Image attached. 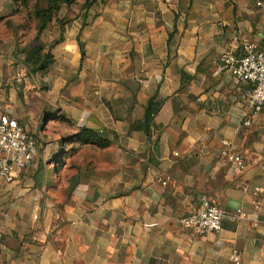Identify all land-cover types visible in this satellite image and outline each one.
<instances>
[{
  "label": "crops",
  "instance_id": "1",
  "mask_svg": "<svg viewBox=\"0 0 264 264\" xmlns=\"http://www.w3.org/2000/svg\"><path fill=\"white\" fill-rule=\"evenodd\" d=\"M19 9L0 0V116L37 153L0 181V264H264V108L220 62L264 38V0H76L38 40ZM39 44L53 59L31 73ZM203 195L244 217L183 229Z\"/></svg>",
  "mask_w": 264,
  "mask_h": 264
},
{
  "label": "built area",
  "instance_id": "2",
  "mask_svg": "<svg viewBox=\"0 0 264 264\" xmlns=\"http://www.w3.org/2000/svg\"><path fill=\"white\" fill-rule=\"evenodd\" d=\"M222 68L239 83L246 86L242 105L252 115L264 108V38L260 42L245 41L242 52H226L220 57ZM246 121L245 124H249ZM37 153L36 141L16 119L0 116V181H13L15 173L30 167ZM221 155L232 163L237 173L247 169V159L230 142H225ZM258 204V203H257ZM244 217L241 210L228 212L213 204L207 196H201L198 210L178 219L179 225L198 235L218 232L225 220L236 221ZM232 260L240 263L239 255Z\"/></svg>",
  "mask_w": 264,
  "mask_h": 264
},
{
  "label": "trees",
  "instance_id": "3",
  "mask_svg": "<svg viewBox=\"0 0 264 264\" xmlns=\"http://www.w3.org/2000/svg\"><path fill=\"white\" fill-rule=\"evenodd\" d=\"M15 2L18 7H20L19 10H28L31 4V0H15ZM74 2H76V0H34L33 17L36 20L37 31L35 39L38 40L42 32L57 16L62 4L70 5ZM25 52V61L31 66V73L46 71L53 59L50 51H44V46L42 44L34 45ZM156 110V107L153 108L151 104H149L146 112V121L151 119ZM84 133L92 136L100 145L104 144L98 139L95 133L87 130L84 131Z\"/></svg>",
  "mask_w": 264,
  "mask_h": 264
},
{
  "label": "rangeland",
  "instance_id": "4",
  "mask_svg": "<svg viewBox=\"0 0 264 264\" xmlns=\"http://www.w3.org/2000/svg\"><path fill=\"white\" fill-rule=\"evenodd\" d=\"M33 3V1H31V4ZM21 17H22V22L23 23V31L26 32V39H35L36 37V20L34 19V17L31 15V13L28 12V10H24L21 13ZM39 39V38H38ZM43 81L40 80L38 87L36 88V90L34 91V93L32 95H34L33 97H37L38 94H41V91L43 90V85L41 84ZM26 95V91L23 92V95ZM29 98H32L31 96H29Z\"/></svg>",
  "mask_w": 264,
  "mask_h": 264
}]
</instances>
